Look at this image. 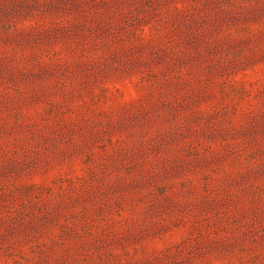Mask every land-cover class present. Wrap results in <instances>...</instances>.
Segmentation results:
<instances>
[{
	"label": "rangeland",
	"instance_id": "obj_1",
	"mask_svg": "<svg viewBox=\"0 0 264 264\" xmlns=\"http://www.w3.org/2000/svg\"><path fill=\"white\" fill-rule=\"evenodd\" d=\"M0 264H264V0H0Z\"/></svg>",
	"mask_w": 264,
	"mask_h": 264
}]
</instances>
